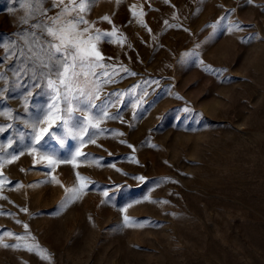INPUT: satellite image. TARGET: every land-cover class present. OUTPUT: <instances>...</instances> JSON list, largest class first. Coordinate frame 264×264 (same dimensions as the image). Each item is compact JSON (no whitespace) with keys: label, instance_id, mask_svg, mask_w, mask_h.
Returning <instances> with one entry per match:
<instances>
[{"label":"rangeland","instance_id":"374dc122","mask_svg":"<svg viewBox=\"0 0 264 264\" xmlns=\"http://www.w3.org/2000/svg\"><path fill=\"white\" fill-rule=\"evenodd\" d=\"M24 15L18 0H0V41L23 45ZM87 19L127 38L99 45L116 73L103 92L123 94L110 109L117 118L86 146L48 140L42 151L67 163L49 166L26 149L12 162L0 154V264H264V0H97ZM15 63L0 60V71ZM25 91L7 92L0 108L25 117ZM44 103L34 96L30 114ZM78 147L96 159L73 160ZM77 173L92 183L61 207L65 188L84 183ZM17 244L50 259L3 247Z\"/></svg>","mask_w":264,"mask_h":264},{"label":"snow or ice","instance_id":"6c2138e0","mask_svg":"<svg viewBox=\"0 0 264 264\" xmlns=\"http://www.w3.org/2000/svg\"><path fill=\"white\" fill-rule=\"evenodd\" d=\"M18 2L25 10L22 23L28 25V29L19 36V39L23 41L22 46L13 41L7 43L0 41V49L3 50L0 60L16 62L7 71H0V85H2L0 103L3 102L7 92L24 88L26 91L23 94V108L26 115L20 117L19 114H14L13 109L0 108V117L11 121L8 124H0V135L9 129L15 132V136H9L7 144H0V154H4L8 162H12L20 155H24L26 149L30 155L38 154V160L47 161L49 166L58 165L61 162L67 163V160L60 161L56 156L46 154L42 149L48 140L53 138H56V143L61 147L64 146L67 138L78 140L81 147L88 143H95V138L104 131L101 124L117 118L110 109L121 103L123 94L103 92L104 85L114 82L112 77L116 73L115 70L112 73L107 71L113 66L103 63L105 57L99 45L114 43L123 47L127 38L115 25L111 31H104L95 26L97 21L87 19V14L97 0H53L51 8L44 7L48 0H18ZM120 2L121 0H117V6ZM134 7L135 5L129 10L132 11ZM52 8L59 11L55 15H48ZM133 17L136 18L135 13ZM100 19L109 24L112 23L107 15ZM223 19L225 18H220L221 21ZM33 20L36 22L30 23ZM137 22L146 27L142 19L137 18ZM215 27L214 24L213 28ZM232 30L233 28L229 27L228 31ZM235 30H241L240 26L236 25ZM0 67L3 65L0 64ZM97 69L105 71L97 72ZM205 70L218 71L210 66H206ZM8 71L14 79L8 76ZM123 71L128 70L125 68ZM25 77H27L26 82ZM37 89L40 91L37 92ZM102 94L103 98H101ZM40 95L45 97V103L37 106L34 114H30V101L34 96ZM112 97L116 99L113 100ZM183 111L189 112L191 109L185 107ZM18 123L28 131L15 128L14 126ZM54 128L57 131H53ZM17 140L22 146L21 150L8 153L7 149L12 148ZM81 156L84 157V161L96 159L79 151L78 147L73 160ZM134 162L138 163V161ZM76 166L73 164L74 168ZM76 177L78 181H84V183L79 189L75 186L65 188L66 196L61 202V207L75 202L85 193L87 185L92 183L79 173ZM53 179L55 180V177ZM135 179L140 183L144 182V177H135ZM61 187L64 186L61 185ZM116 191L121 189L117 187ZM103 195L109 200L112 198L108 191H105ZM124 220L128 226H143L141 222L130 221L127 216ZM24 227L27 229L28 226L24 225ZM6 234L17 240L24 239L12 233ZM3 247L36 251L42 259H50L46 250L40 249L38 245L25 247L17 244L3 245Z\"/></svg>","mask_w":264,"mask_h":264},{"label":"bare ground","instance_id":"6f19581e","mask_svg":"<svg viewBox=\"0 0 264 264\" xmlns=\"http://www.w3.org/2000/svg\"><path fill=\"white\" fill-rule=\"evenodd\" d=\"M15 170V169H14ZM22 176H23V174H22Z\"/></svg>","mask_w":264,"mask_h":264}]
</instances>
